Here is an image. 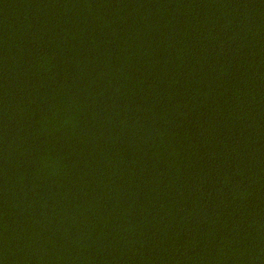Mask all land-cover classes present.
Masks as SVG:
<instances>
[{"label":"trees","instance_id":"obj_1","mask_svg":"<svg viewBox=\"0 0 264 264\" xmlns=\"http://www.w3.org/2000/svg\"><path fill=\"white\" fill-rule=\"evenodd\" d=\"M0 264H264V0H0Z\"/></svg>","mask_w":264,"mask_h":264}]
</instances>
